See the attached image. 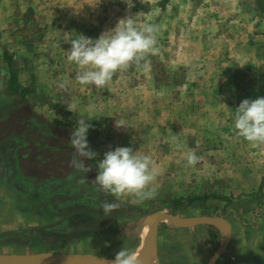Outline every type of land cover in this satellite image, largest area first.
<instances>
[{
    "label": "rangeland",
    "instance_id": "obj_1",
    "mask_svg": "<svg viewBox=\"0 0 264 264\" xmlns=\"http://www.w3.org/2000/svg\"><path fill=\"white\" fill-rule=\"evenodd\" d=\"M9 2L20 14L24 12L20 30L25 45L16 49L15 56L20 84L27 88L28 94L25 97L19 94L15 104L18 106L2 109L0 121L11 119L17 131L24 130L26 134L28 120L35 116L41 123L49 125L52 131L59 128V131L70 134L76 121L84 119L91 125L87 142L90 149L97 153L98 162L110 149L131 147L147 155L160 171L170 164V158H162L160 154L171 152L169 147L176 141L174 130L178 132L180 144L186 142L190 130L197 149L204 146V136L215 140L224 135V126L220 125L224 119L220 117L221 111L214 107L218 97L204 93L208 80L202 77L201 55L194 49V44L202 36V24L199 22L196 29L189 23L184 6L178 5L173 9L162 7L165 0H132L131 8L122 0H100V3L99 0ZM132 15H136L138 28L147 24L157 26L156 52L147 55L139 66L114 73L103 88L80 85L75 80L76 65L66 59L71 44L65 40L68 36H72L71 39L79 34L95 39L101 32L114 27L119 18ZM32 109L35 110L33 114ZM172 120H179L178 128H172ZM116 121L125 128H117ZM180 153L181 149L179 156ZM212 162L211 170L214 173L219 159L213 158ZM202 163L200 159L195 165L196 188L203 185L200 180L207 170ZM95 164L97 170L98 163ZM227 164L230 166L229 161ZM186 166L184 164V168ZM184 168L181 172L184 176L180 175L178 183L179 198L164 195L165 191L160 188L170 189V175L160 174L155 182L154 198L134 205L142 211L139 218L133 221L124 218L120 222L116 218L112 222L110 212L105 213L99 220H103V224L109 220L110 231L97 251L91 245L66 251L114 259L121 248L130 251L134 248L133 242H128L122 233L129 230V226L134 228L136 222L143 236L144 219L151 214L161 212L182 218L221 216L217 192L204 190L208 193L206 197L203 191L196 190L195 195H187ZM40 182L41 179L34 184L36 189H39L37 184ZM215 199L216 204L209 203ZM77 211V215L84 212L80 208ZM117 211L116 215L124 213L122 206H118ZM223 211L228 217L229 213ZM78 226L81 227L80 224ZM208 230L210 228L198 229V234L194 235V231L190 234L189 230L162 223L157 264H198L196 260L202 258L200 253L205 257L203 264H207L209 256L218 248L210 245ZM136 241L137 238L135 245ZM12 249L1 247L0 252Z\"/></svg>",
    "mask_w": 264,
    "mask_h": 264
},
{
    "label": "crops",
    "instance_id": "obj_2",
    "mask_svg": "<svg viewBox=\"0 0 264 264\" xmlns=\"http://www.w3.org/2000/svg\"><path fill=\"white\" fill-rule=\"evenodd\" d=\"M9 3V0H0V112L4 108L18 106L15 104L22 91L26 92L25 96L28 94L27 88L20 84L15 56L16 49L25 45L20 30L24 12L20 14ZM178 5L184 6L188 22L196 29L199 22L202 24V36L196 44L193 43L194 49L201 55L202 77L208 80L204 93L218 97L214 107L221 111L220 117L224 120L220 125L224 126L225 133L215 140L204 136V146L197 149L190 130L186 142L181 144L178 132L174 130L176 141L169 147L171 152L160 154L162 158H170L169 166L160 174L170 175L171 187L160 189L165 191L164 195L180 197L178 183L180 175L184 176L181 172L186 164L185 156L189 149L194 150L203 161L202 167L207 170L200 180L203 185L196 188V167L184 168L187 195H195L196 190L203 191L206 197L208 193L204 190L217 192L221 216H225L231 225L230 243L216 264H264V145L252 146L232 132L235 108L245 99L264 96V0H169L166 7L173 9ZM12 79L16 88L19 86L18 91L12 87ZM31 112L33 114L35 110ZM172 121V128H178L179 120ZM0 152V248H13L0 252V255H87L86 252L66 251L85 245H91L97 251L110 231L109 220L104 224L99 220L105 213L96 212L92 215L93 219L96 218L94 224L82 226L74 218L79 211L66 212L60 197L47 195L41 189L24 184L17 176L12 154L7 153L8 149ZM213 158L219 159L214 173L211 170ZM116 199L124 213L116 215L110 211L113 217L110 221L114 222L116 218L119 222L124 218L133 221L140 217L142 211L134 206V197L124 195ZM200 200L203 201L202 198ZM214 202L216 199L209 203L216 204ZM223 209L229 213L228 217ZM160 226L156 234L158 259ZM205 228H210L207 233L210 245L219 248L225 236L222 230L206 226L181 230H189L190 234L194 231L195 235L198 229ZM122 235L128 242H133V253L140 250L144 237L138 223L134 222V228L129 226ZM214 253L209 256L207 264ZM200 256L202 258L196 262L203 264L204 254L200 253Z\"/></svg>",
    "mask_w": 264,
    "mask_h": 264
},
{
    "label": "clouds",
    "instance_id": "obj_3",
    "mask_svg": "<svg viewBox=\"0 0 264 264\" xmlns=\"http://www.w3.org/2000/svg\"><path fill=\"white\" fill-rule=\"evenodd\" d=\"M131 8L132 0H122ZM100 3V0H99ZM158 28L154 24L137 27L136 15L119 18L114 27L101 32L93 39L79 34L75 38L68 36L70 42L67 61L77 67L75 80L80 85H94L103 88L119 70L139 66L149 54L156 52ZM90 123L84 119L76 121L69 135V144L73 149L70 165L76 170L87 173L90 169L86 160H95L97 153L87 142ZM117 128L124 127L116 121ZM232 132L252 146L264 145V96L245 99L235 108ZM201 157L189 149L185 156L186 165L194 167ZM97 175L93 183L97 191L112 197L100 208L103 214L118 207L116 198L129 195L137 204L154 198L155 182L160 170L151 159L131 147H116L103 154L98 162ZM112 264H140L138 257L129 249L121 248Z\"/></svg>",
    "mask_w": 264,
    "mask_h": 264
},
{
    "label": "flooded vegetation",
    "instance_id": "obj_4",
    "mask_svg": "<svg viewBox=\"0 0 264 264\" xmlns=\"http://www.w3.org/2000/svg\"><path fill=\"white\" fill-rule=\"evenodd\" d=\"M28 121L26 134L24 130L18 132L11 119L0 121V150L8 149L7 153L12 154L17 176L24 184L35 187L41 179L37 184L39 189L47 195L60 197L66 212L77 208L84 211L74 217L82 226L94 224L96 218L92 215L102 213L101 205L112 200L97 191L93 183L97 171L89 166L90 170L83 173L70 165L73 149L69 144V133L59 131V128L52 131L35 116ZM112 211L118 212L117 208Z\"/></svg>",
    "mask_w": 264,
    "mask_h": 264
},
{
    "label": "water",
    "instance_id": "obj_5",
    "mask_svg": "<svg viewBox=\"0 0 264 264\" xmlns=\"http://www.w3.org/2000/svg\"><path fill=\"white\" fill-rule=\"evenodd\" d=\"M162 223L173 226L178 229H187L198 226L214 227L222 230L225 234L222 243L214 253L208 264H216L219 257L224 253L230 243L231 225L225 217L222 216H204L182 218L172 214L154 213L147 216L143 222L144 238L143 244L147 250L146 259L140 264H157V228ZM83 258L81 264H112L114 259L94 257L89 255H61L53 253L29 254V255H0V264H70L71 257Z\"/></svg>",
    "mask_w": 264,
    "mask_h": 264
},
{
    "label": "bare ground",
    "instance_id": "obj_6",
    "mask_svg": "<svg viewBox=\"0 0 264 264\" xmlns=\"http://www.w3.org/2000/svg\"><path fill=\"white\" fill-rule=\"evenodd\" d=\"M143 237H144V231H143ZM134 254L138 257L140 263L146 259L147 250L143 243H142V248H140V250L135 251ZM68 261L70 262V264H81L83 263L84 260L83 258L74 256L69 258Z\"/></svg>",
    "mask_w": 264,
    "mask_h": 264
},
{
    "label": "trees",
    "instance_id": "obj_7",
    "mask_svg": "<svg viewBox=\"0 0 264 264\" xmlns=\"http://www.w3.org/2000/svg\"><path fill=\"white\" fill-rule=\"evenodd\" d=\"M169 2V0H165V3H163L162 4V7H165L166 6V4ZM13 80V79H12ZM15 84H16V82H15V80H13V84H12V87H14L15 88V91H18L19 90V86L16 88V86H15ZM22 93V96L24 97L25 95H26V92L25 91H22L21 92ZM61 125V124H60ZM88 162H90V163H88V165H86L87 167H89V166H91L90 168H92L91 170H96L95 168H96V165H95V163H94V160H88Z\"/></svg>",
    "mask_w": 264,
    "mask_h": 264
}]
</instances>
